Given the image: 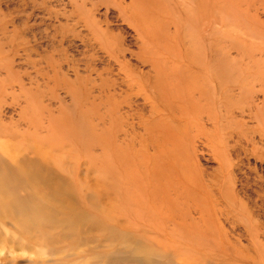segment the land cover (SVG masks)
<instances>
[{"label": "rangeland", "instance_id": "374dc122", "mask_svg": "<svg viewBox=\"0 0 264 264\" xmlns=\"http://www.w3.org/2000/svg\"><path fill=\"white\" fill-rule=\"evenodd\" d=\"M263 48L264 0H0V155L66 200L7 176L0 264H264Z\"/></svg>", "mask_w": 264, "mask_h": 264}, {"label": "bare ground", "instance_id": "6f19581e", "mask_svg": "<svg viewBox=\"0 0 264 264\" xmlns=\"http://www.w3.org/2000/svg\"><path fill=\"white\" fill-rule=\"evenodd\" d=\"M248 62L250 63V67L248 66L247 69L252 71V73L256 76L259 75L260 77H256V84H255V89L257 87H259L260 89H264V48L263 49H256L253 50L250 55H249V60ZM244 66V65H243ZM252 76V75H251ZM262 80V81H261ZM109 83L106 84L107 86V90L109 89L110 91L113 92L114 95L115 92V84L118 82H115V80H113V78L111 80H108ZM156 81V80H155ZM151 82L150 85L153 86L154 82ZM233 81V80H232ZM235 81V80H234ZM251 81V80H250ZM249 81V82H250ZM177 82H179V80H177ZM254 82V81H253ZM254 84V83H253ZM223 84H221L222 86ZM228 85V84H227ZM235 85V84H234ZM237 85V84H236ZM249 85V84H248ZM251 85V83H250ZM118 86V85H117ZM116 86V89H117ZM229 86V85H228ZM257 86V87H256ZM248 87V86H247ZM224 88V87H223ZM227 88V87H226ZM233 88V87H232ZM252 88V87H251ZM250 89V88H249ZM258 89V88H257ZM259 89V90H260ZM196 90V89H195ZM232 90V89H231ZM241 90V89H240ZM198 92V89L196 90ZM194 91V93L196 92ZM228 91V90H227ZM226 91V92H227ZM255 91V90H254ZM219 92V91H218ZM217 92V93H218ZM229 92V91H228ZM242 92V91H241ZM260 92V91H259ZM119 94V93H118ZM253 94V93H252ZM255 94V93H254ZM232 95V94H231ZM196 96V95H194ZM213 96V95H212ZM211 96V97H212ZM221 96V95H220ZM240 96V95H239ZM238 96V97H239ZM116 97V96H115ZM109 97L107 96L106 99H108ZM112 98V97H111ZM196 98V97H195ZM204 98V97H203ZM202 98V99H203ZM207 98V97H205ZM204 98V100H205ZM252 98V97H251ZM212 99V98H211ZM221 99V98H220ZM219 99V101H220ZM224 99V98H223ZM249 99V98H248ZM253 99V98H252ZM109 100H112L109 98ZM125 100V99H124ZM197 100V98H196ZM225 100V99H224ZM162 101L166 102V106L170 105V103L172 102H177V99H173L172 102L168 101L167 98L162 99ZM200 101V100H199ZM207 101V99H206ZM216 101V100H215ZM222 101V99H221ZM201 102V101H200ZM208 102V101H207ZM212 102V101H211ZM251 102V101H249ZM127 103V102H125ZM196 103V102H195ZM198 103V102H197ZM264 103V102H263ZM212 104V103H211ZM251 104V103H249ZM117 105V104H116ZM119 105V104H118ZM163 105V104H162ZM169 108V107H167ZM164 109V108H163ZM233 109V108H232ZM243 109V108H242ZM251 109V108H250ZM249 112V111H248ZM247 112V113H248ZM251 112V111H250ZM264 115V114H263ZM249 116V115H248ZM258 118V117H257ZM264 118V116H263ZM252 120V119H251ZM259 120V119H258ZM261 121V120H260ZM262 123V122H261ZM201 134V133H200ZM228 144V142H227ZM230 145V144H229ZM263 147V146H262ZM261 149V148H260ZM235 150V149H234ZM260 152V151H259ZM259 154V153H258ZM262 154V153H261ZM258 157V156H257ZM256 158V157H255ZM263 158V155L262 157ZM260 158V159H261ZM258 159V158H257ZM31 160V161H30ZM28 160V158L23 157L22 159H20L17 163V166H11L9 163H7L3 157L0 155V194L4 193V191L7 189L8 185H9V181H8V177H13L16 181L18 182H26L28 184H31V182H35L34 184L38 185L39 187H42L44 189H49L52 192H56L59 196V199L57 198H53V200H57L60 202H64L66 200L63 199L62 194L63 192L56 188V182L59 184L62 179L61 177L58 175V173L52 168L50 167L48 164H46V162H42L38 159H31ZM262 161V160H261ZM6 172V173H4ZM33 184V185H34ZM62 197V198H61ZM264 198V197H263ZM44 202V201H41ZM68 213L74 215V219L77 217V215H79L80 211L76 212L75 209H68L67 210ZM53 213H55V211L53 210ZM72 219H70L71 221ZM258 231V229H257ZM256 232V231H255Z\"/></svg>", "mask_w": 264, "mask_h": 264}]
</instances>
